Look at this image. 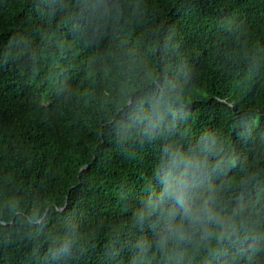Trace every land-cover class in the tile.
<instances>
[{
  "label": "trees",
  "instance_id": "1",
  "mask_svg": "<svg viewBox=\"0 0 264 264\" xmlns=\"http://www.w3.org/2000/svg\"><path fill=\"white\" fill-rule=\"evenodd\" d=\"M0 264H264V0H0Z\"/></svg>",
  "mask_w": 264,
  "mask_h": 264
},
{
  "label": "water",
  "instance_id": "2",
  "mask_svg": "<svg viewBox=\"0 0 264 264\" xmlns=\"http://www.w3.org/2000/svg\"><path fill=\"white\" fill-rule=\"evenodd\" d=\"M85 168H87V167H85Z\"/></svg>",
  "mask_w": 264,
  "mask_h": 264
}]
</instances>
